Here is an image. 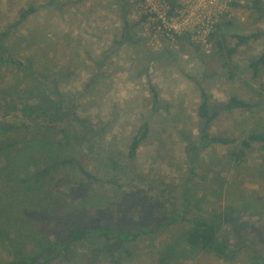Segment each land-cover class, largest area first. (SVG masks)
I'll use <instances>...</instances> for the list:
<instances>
[{
    "label": "rangeland",
    "instance_id": "1",
    "mask_svg": "<svg viewBox=\"0 0 264 264\" xmlns=\"http://www.w3.org/2000/svg\"><path fill=\"white\" fill-rule=\"evenodd\" d=\"M250 3L177 0L168 16L165 0H0V34L8 55L34 74L54 76L59 92L77 102L78 116L87 121L90 155L79 159L88 170L101 177L111 158L115 168L131 170L130 180L140 182L137 191L147 198L156 192L174 202L172 195L178 196L188 217L217 220L219 236L243 247L229 262L185 244L169 253L167 246L186 230L188 223H181L130 243L131 255L120 264H159L163 257V264H252L249 248L264 257V149L254 144L242 161L231 156L247 135L264 134V70L254 75L249 67L264 51V17ZM165 13L164 28L157 17ZM184 20L191 34L167 38L165 29ZM220 21L230 25L212 41ZM211 22L208 33L198 29ZM232 35L258 37L228 61L214 42L233 47ZM15 68L0 64V147L18 143L0 152V264L38 255L76 227L157 220L159 212L129 190L120 174L93 182L76 165L48 169L77 154L72 144L64 145L60 130L32 127L29 133L36 130L42 139L26 141L28 131L4 129V122L17 123L23 107L33 104L22 97L28 82ZM201 89L209 94L210 109L219 111L210 135L236 143L187 150L185 138L197 139ZM231 97L250 107L226 110ZM144 123L148 135L128 163L132 138ZM49 264L112 263L80 244L57 253Z\"/></svg>",
    "mask_w": 264,
    "mask_h": 264
},
{
    "label": "trees",
    "instance_id": "2",
    "mask_svg": "<svg viewBox=\"0 0 264 264\" xmlns=\"http://www.w3.org/2000/svg\"><path fill=\"white\" fill-rule=\"evenodd\" d=\"M165 4L169 6L168 16H172L175 10L177 0H165ZM251 10L257 13L261 18L264 17V0H251ZM234 7L238 5L233 4ZM33 9L22 13L21 19L25 18L29 13H32ZM126 24V21L123 20ZM229 26L230 23L220 21L214 28V31L210 34L209 39L214 41L217 38L218 31L222 26ZM257 35L239 36L232 35V39L235 40L233 47H226L220 41H215L214 44L217 51L222 52L223 56L230 61L232 57L237 53L239 47L243 46L249 40L256 39ZM3 34H0V64H11L15 66L16 72L21 73V76L26 79V83L21 89L22 97L30 98L33 104L23 107L21 111V117L17 123L4 122L5 130L9 133L27 132L29 128L49 127L55 131L60 130L65 138V146H74L77 154L73 152V157L66 161H54L47 168L62 167L67 165H76L80 174L93 182H99L102 176L108 174V178H113L119 174L126 180V185L129 190L135 192L146 200V205L155 212H159L158 219L151 223L142 226H134L129 223H111L109 225H84L68 230L64 235L55 240L49 248L44 252H40L38 255H32L25 258H17L14 261L7 262L6 264H49L51 259L58 253L66 254L69 249L75 245L85 244L89 245L92 252H100L112 264H120L121 258L124 256H130L131 253L128 250V245L135 242L142 237L153 239L156 235L165 233L168 228L178 224L188 223L186 230L181 233L178 240L174 245L167 246V252L175 250L176 246L185 244L191 248H197L203 253H212L215 257L221 261H232L243 247H234L230 240L219 236V223L217 220H213L211 217L207 218H192L181 208V201L178 196L174 197V202L168 200L166 197H162L155 192L154 195L147 198L144 193L137 191L140 182L130 180L131 170L125 168H115L112 164L111 158H106V162L100 169L101 177H97L93 172H90L87 165L81 162L79 158L89 156L88 152V134L92 133L90 128H86L87 121L80 118L77 114V102H70L67 97L62 95L57 87V82L54 76H40L34 74L29 65H24L14 59H12L4 47L2 46ZM180 38H177V40ZM14 60V61H13ZM249 67L252 69L254 75H256L260 69L264 70V51L258 57L253 59L249 63ZM153 101L156 104L157 93L152 89ZM250 105L238 100L236 97H231L225 105L226 110L234 109H247ZM219 115L218 110L210 109L209 94L204 90H200V103L197 109V139L196 141H190L185 138L186 148L190 152L192 150L202 151L211 145L227 146L236 143L235 139H225L221 137H213L209 131L213 122ZM74 123H77L78 128L74 127ZM81 126V129H80ZM86 126V127H85ZM84 128V132L81 130ZM86 128V129H85ZM148 126L146 123L139 129L138 133L132 138V142L127 154V162L131 163L136 156V152L140 143L145 140L148 135ZM85 133V134H84ZM26 141H39L40 135L36 133L30 134L23 133ZM48 136L46 138H51ZM28 138V139H27ZM91 142V141H90ZM254 144H260L264 149V134L251 133L247 137L240 141L238 149L231 153L236 161H242L253 150ZM18 143L11 145H4L0 147V152L9 149L13 146H17ZM20 145V144H19ZM69 149V147H68ZM191 149V150H190ZM78 158H77V157ZM91 158V157H89ZM45 168L44 170L46 171ZM127 175V177H125ZM145 196V197H144ZM243 246V244H241ZM252 264H264V257L253 252L252 248H249ZM165 257L160 260L159 264H163Z\"/></svg>",
    "mask_w": 264,
    "mask_h": 264
},
{
    "label": "built area",
    "instance_id": "3",
    "mask_svg": "<svg viewBox=\"0 0 264 264\" xmlns=\"http://www.w3.org/2000/svg\"><path fill=\"white\" fill-rule=\"evenodd\" d=\"M226 1H228V0H226ZM165 5L166 4H164V6ZM156 17H157V15H156ZM157 18H158L159 22L161 23V25L163 24L162 27L165 28V24H166L165 22H168L167 14L166 13H165V15L160 14ZM213 24H214V22H211L208 25L201 26V27L198 26L199 28L198 27H196V28L201 29V30L205 29L204 31H206L208 33L210 31V29L212 28ZM188 26H190V25L187 23V21L184 20L181 25H179L177 27L173 26L172 27L173 29H168V30L165 29L167 38H169L170 40L173 41L177 35H180L179 33L182 34L184 32H186V33L189 32L191 34V31H193V29L189 31Z\"/></svg>",
    "mask_w": 264,
    "mask_h": 264
}]
</instances>
